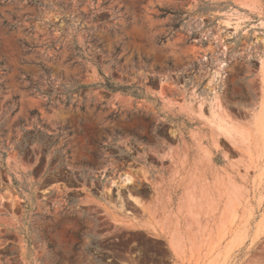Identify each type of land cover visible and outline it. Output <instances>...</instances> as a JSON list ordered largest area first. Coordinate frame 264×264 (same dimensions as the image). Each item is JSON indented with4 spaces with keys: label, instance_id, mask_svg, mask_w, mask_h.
Listing matches in <instances>:
<instances>
[{
    "label": "rangeland",
    "instance_id": "rangeland-1",
    "mask_svg": "<svg viewBox=\"0 0 264 264\" xmlns=\"http://www.w3.org/2000/svg\"><path fill=\"white\" fill-rule=\"evenodd\" d=\"M43 2L0 0V264H264V0Z\"/></svg>",
    "mask_w": 264,
    "mask_h": 264
},
{
    "label": "trees",
    "instance_id": "trees-1",
    "mask_svg": "<svg viewBox=\"0 0 264 264\" xmlns=\"http://www.w3.org/2000/svg\"><path fill=\"white\" fill-rule=\"evenodd\" d=\"M30 2L33 3L34 5H37V6H44L45 5L43 0H30ZM97 47L101 48L102 44H98ZM81 51H82L81 48L77 44H75V46L72 50L70 59L81 54ZM119 52H120V49L116 48L112 54V57L115 58ZM120 62H122V60H120ZM98 68L100 69V65H98ZM103 86L112 92H121L124 94L133 95V96L140 98V99L145 97L144 90L141 87L137 86L136 84H130V85L122 84L121 85V84L112 82L109 78H106L105 83H103ZM147 98L150 99L149 97H147ZM145 121L147 122L148 118L145 119ZM156 126H157L156 123H151L149 126V132L151 133L154 130V128H156ZM157 127H161V126L159 125ZM146 139H147L146 136H144L143 140H146ZM77 238H78V240H80L82 238V234H80V233L77 234ZM79 248H80V243H77L75 245V250H78Z\"/></svg>",
    "mask_w": 264,
    "mask_h": 264
}]
</instances>
